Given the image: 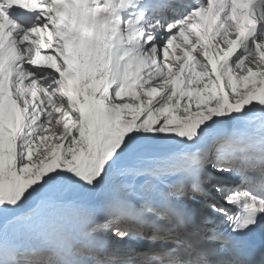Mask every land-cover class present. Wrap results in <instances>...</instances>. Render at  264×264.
<instances>
[{
  "label": "snow or ice",
  "instance_id": "1",
  "mask_svg": "<svg viewBox=\"0 0 264 264\" xmlns=\"http://www.w3.org/2000/svg\"><path fill=\"white\" fill-rule=\"evenodd\" d=\"M264 0H0V264H264Z\"/></svg>",
  "mask_w": 264,
  "mask_h": 264
}]
</instances>
